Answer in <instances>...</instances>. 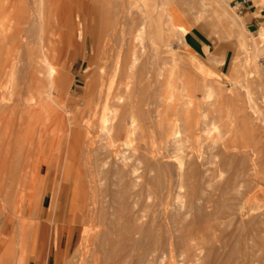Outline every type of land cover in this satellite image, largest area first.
Listing matches in <instances>:
<instances>
[{"label":"rangeland","instance_id":"374dc122","mask_svg":"<svg viewBox=\"0 0 264 264\" xmlns=\"http://www.w3.org/2000/svg\"><path fill=\"white\" fill-rule=\"evenodd\" d=\"M104 1H107V0H104ZM104 1L101 0V3H100V0H98L99 3L98 2L96 3L95 0L89 2L90 4L88 8L87 7L85 8V10L86 9L88 10H86L84 15L83 13H81V16L86 17L87 24L84 26V32H82L81 37L76 36L74 33V28H72L71 38H70L72 42L71 48L68 47V41L66 40L67 30H64L63 35L65 36L63 38V42L61 44L58 42L55 46L56 48H55L54 53L55 54L57 53L55 56L57 59L54 60L55 61L54 63L62 74V81L63 79H65V82L63 81L62 84L64 83L67 84V85L64 84L65 86L63 85L66 91L64 92L63 90V93H65L64 94L65 96L63 97L64 99L67 97L65 100L67 103H68L69 98H73L75 101L78 100L77 102L79 103V106L77 108L72 107L70 105L68 106V109L71 112V115L75 114L77 111H80L84 113L83 115L81 114L80 116L84 117L85 115L86 120L90 118V116H92V114H90L88 111H89V108L95 110L96 109L95 104L92 106H86L84 103V99H83L85 96V88L87 86V82L90 80V78L95 79L98 77L96 67L99 64H103L104 67H106L105 69L107 70V72L105 74V79H106L105 81L107 82L108 81L107 77L110 78L112 75V72H111L112 70L110 69L113 68L111 67L113 65L111 64L108 65V63L111 62V59L113 61L116 58L115 62H117V59L120 60L119 58L116 57V55L118 56V54H120V52H117V51L123 50V48H125V51L124 50L123 52L121 51L122 52L121 55L123 56L126 55L124 56L126 58H124L121 55L120 56L122 58L118 56L121 58L122 61L120 62L121 69L117 74L116 80L118 81L124 78L123 82L125 83L129 82L130 80L131 81L142 80V79L144 80V78L146 80V77L149 78V76L151 77V75L152 76L157 75L155 74L156 68H158V70L162 68L163 70L161 69V71L163 72V74H165V76L163 77H165L167 79V82H169L167 88L168 89L172 88V91L169 90V94L170 93L172 94L174 91L175 98L177 97L178 99V97L180 96L179 100L181 101V102H179V100L174 101L175 98L173 97L174 98L173 99L169 96L171 100L169 102V98H168L167 103L168 104L170 103L172 105H174L176 102H179L181 104L185 103L184 110L188 112H190L189 110H191V112L193 113L192 114L190 112L191 115H194L193 117L197 118L195 120L198 121V124L200 125L199 135H200L201 143H202L200 153L198 154L199 157H197L196 160H193V162L196 163L199 170L202 172L201 177L204 179L199 177L200 180L198 179V183L197 182L195 184L193 183V186H192V182L190 183L191 184L190 185L189 183L188 184L185 183L186 181L185 182L183 181L184 178L181 177V175L178 173L179 170L176 169V173H175V168H177L175 166H178L179 164L177 161H174L172 159L164 160V164L166 166L172 167L174 165L172 167L174 169V178L172 182L167 184L166 189L162 191L163 194L161 193L160 187L156 188V186H159L158 184H161V182L159 183L156 180V178L154 179V175H152L153 177L152 176L150 177L154 179L155 182L153 180L151 181H153L155 184L158 183L156 186L154 185L155 188L151 185H148V182L150 181L149 176L143 173V170L139 172L140 180L138 179V184L136 186L137 188L134 189L136 194H139V196L136 199V201L139 200L138 205L136 206V204H134L135 199H133L132 204H134L135 206L131 208L135 207L134 208L135 211L134 209L132 212H131L132 209H124V211L122 209L121 210L122 212H125L124 214H126L127 212V215L130 212L131 213L136 212L135 216L136 214H139V215L141 214L140 216L139 215L137 216H139L140 218L142 217L141 220H139L138 222V225L140 223V226L142 227H145L147 225L149 226L150 225L149 218L157 216V218L159 219L157 220V218L156 217L155 218L157 222L160 224V226L158 227H162V229L157 228L158 231L156 232H158L159 234H162L161 238H163L164 235L165 236L163 239L164 242H162L163 245L162 244L154 245V247L157 248L156 251L158 249L160 251H157L156 253H153L151 255H147L145 261L143 262L140 261V257H139L140 252H141L139 251L140 249H138L137 251H132L131 253H129L130 255L127 254L125 264H264V234H263L264 232V226H263L264 225V183L263 184L257 183L255 176H254L256 174L254 169L253 170L249 169L250 166L252 168H255L254 166H257V167L259 166L261 168H264V158L260 160L253 156L255 161L253 160V158H251L252 162L250 160V157H252L253 151L257 150V147L260 144L262 143L264 144V139H263L264 137V45L263 44L264 43L262 44L260 43L261 41H259L260 33L258 34L249 33L248 30H246L243 27V24L242 26H240V29L236 31L232 30L227 25L226 23L227 20H235L238 22L243 21L241 18H239L238 9L235 8L234 4L231 3L232 0H166L169 2L178 3L181 9L183 10V12L185 13L186 17L192 23L196 24L195 29L197 31L199 30L203 34L204 38L207 39V43L212 46L211 50L205 49V52L208 57L216 55L220 59V61H214V62L210 61L212 64L218 65L217 69H218V73H220V75H218L215 71L207 68L205 65H203V63L197 60L196 58L197 55L192 50L191 38L185 35V39L182 40L183 36L177 30L174 20L172 19V17H170L168 14L162 11V9L160 8L158 4V0H143V1L142 0H133V1L132 0H108L109 2L107 1L105 2V4H104ZM38 2L39 0H0V46L5 45L4 44V40H5L4 38H5V32H6L5 29L9 25L7 21V17L9 16V14H11L10 7L15 5L17 6L18 10H25L26 12H29L37 6ZM133 2L134 3L136 2L137 7H135L136 5ZM83 3L87 4L88 1L85 0ZM102 4H104L105 7ZM109 4H111L112 7L109 8ZM92 7L95 8V10H97L96 8L99 9L98 12L94 11V14L98 16L101 22V25L102 26L105 25L104 27L106 28V29L103 28L104 36H103L102 44H104L105 40L106 42L108 40L107 42L108 45L106 48H105L106 42H105V46L102 44L100 46V61L99 60L95 61L96 66H94L95 64L93 65L94 61H92V52L94 49L93 48L94 43H93V40L91 39V32L93 29V22H94V17H95V15L93 16V13H91ZM222 8H225L227 10V15L225 17H221L220 15L221 13L219 12V10ZM110 10H111V13H110ZM102 13L104 14L102 15ZM13 18L15 20H17L18 18L15 13H14ZM101 18L102 19L105 18V20L103 21L101 20ZM112 21L113 22L115 21L114 24ZM13 25H14L13 30H16L17 22H14ZM142 26H145V29H146L147 38L145 35V38H146L145 43L141 44L139 42H136V44L139 43L138 46L136 44L133 45V43L135 42V36L137 35V32L142 28ZM118 29L120 30L119 31L120 33L117 32ZM106 31L108 34H105ZM113 31L114 33H112ZM121 32L123 35L124 34L126 35L123 36ZM128 34H131V35H128ZM109 38H111V40ZM124 38L125 40H123ZM126 41H128L127 42L128 44L126 43ZM110 43L113 45L111 46ZM121 44H123V46L125 45V47H123ZM130 45H131V49H130ZM134 49H135L134 52L137 53L140 58H142V61L139 58V62L137 63V68H134V70H131L130 68L128 72L130 75L129 76L127 73L128 68H126V64L127 65L132 64L133 61H132L131 56L132 54H134L133 53ZM105 50L107 51V53L109 51L110 52L105 55L106 53ZM111 50L113 52H111ZM124 52H126V54H124ZM109 55L111 58L109 57ZM113 55L115 57L114 59H113ZM105 56L106 58H104ZM101 57L104 59V61L106 60L104 63ZM108 58H110V61L107 60ZM115 62L113 61L111 63H115ZM141 65L144 68V71H142V73L145 72L144 73L145 77L141 76L140 78L139 77L140 75L138 74L141 72L139 69ZM129 66L131 67V65ZM164 69L165 70L168 69V73H169V70L170 71L172 70L175 73L172 74L170 72L169 74L171 75H169L167 72H164L165 71ZM108 72H111L110 75L108 74ZM134 72L136 74L138 73L137 74L138 76H136ZM151 72H153V74H151ZM120 73H121V76L123 73L127 75L125 76L123 74V76L121 77L119 76ZM132 74H134L133 75L134 77L132 76ZM173 75H174L175 82L174 80H172L173 78L169 80V78H171V76L173 77ZM162 80H164V78ZM170 81L174 83H171ZM175 86H176V91L178 90V92H175V90H173ZM184 87H187V89H185ZM208 92L209 93L213 92L211 93L212 96ZM176 93L179 94V96ZM207 93H208V96H206ZM209 95L211 96V98H208ZM205 96L207 97V99L205 98ZM181 98L182 99L185 98V99L182 100ZM187 100L189 101L191 100L190 103ZM179 103H177L176 105H178ZM250 104L253 105L250 107H255V108L253 109L250 108L249 110L248 107ZM86 107L88 108L87 111H86ZM242 108L243 110L245 109L246 113L248 114V117H247L248 119L246 120L242 119V116H243ZM160 109H161L160 111H162V108ZM251 109L252 110L256 109V112L252 111ZM111 111L112 112L114 111L115 114L114 113L111 114L112 113ZM111 111L105 112L106 115L111 114L110 116L111 119H110L109 124L110 125L112 124V125L110 127H112L116 121V119L114 121L116 112L115 110H111ZM251 111L254 112V114ZM100 112H103V110L101 111V108L98 107V113ZM249 112L252 115V117L249 116ZM112 115L114 118L112 117ZM98 118L99 117H96L95 119L98 120ZM112 120L114 122L111 123ZM247 120L248 121L250 120V122H252L253 120L257 124L249 123L247 124L248 125L247 127L246 124L244 125L245 122L248 123ZM129 121L130 120L128 119L127 123H129ZM252 124H254V126L258 125L257 127L258 129H255L256 126L255 128H253L254 126L252 127ZM127 127H129V124L127 125ZM144 129H146L145 133L147 136L145 135V137H147V139L145 137L141 138V140L134 138L133 143H132L133 149H129V147H127V149L122 148V151H123L122 154L124 155L127 154L128 156L127 155L125 156L130 158L133 163L136 162L139 158V154L135 152V148L137 149L138 147H145L146 145L155 146L154 143H158L157 141L159 140L158 139L156 141L157 135L159 136L158 133L160 132L158 128L156 129L155 127L151 128V126L148 125ZM108 139L109 138L106 135L99 136V134H96L94 137V140L96 141L95 148H97L100 145L101 147L99 148L103 149L105 145H108L107 143H109L110 141ZM223 140L227 142L228 145L231 144L232 146L234 144L232 146V149H230L231 151H229V153L225 154L224 152V145L226 143ZM7 141L11 142V140L8 139V135L6 134L4 129H1L0 130V145L6 144ZM261 141L262 143H260ZM15 143H16V139L13 142V146L11 147L12 148L11 150H13L16 147ZM244 144L245 146H248V147L250 145L253 148H255V146L258 145L256 149H253L252 147L250 148L251 150H253L252 153L247 152L248 150L251 151L249 148L246 151V153H248L247 158H249L247 160L248 161L250 160L249 162L248 161L247 162L248 163L251 162L250 164L245 162L247 163L246 166L250 165L248 168L245 167V163L244 161H242V159L244 160V158L242 159L240 158L241 161L239 158H237V157H242V155L244 154L243 153L244 150L247 149V148H244L245 147L243 146ZM190 145H191L190 143H185L183 148H185V146L190 147ZM52 146H53L52 143L49 144L44 154L41 153L43 151L41 150L42 147L38 146L40 147V150H38L37 149L38 147H36V149L40 152L35 150L36 154L34 153V158L38 157V159L40 160V161L38 160L39 167L37 171L35 172V174L31 173L33 177L30 176V179L32 178L31 179L32 181L28 178V181L30 182L28 183L27 181L25 185V190H24L25 193H28L33 188L36 189V198L28 212V216H29L28 222L32 223V228L30 227L31 224L30 225L26 224L22 227L20 224L17 223L18 222L17 217L12 215L10 210L8 212V208H6L5 202L2 200L3 198L5 199L6 197L7 189L2 188V193L5 192V194H2V196H0V197L4 196L3 198L0 199V241L2 243L0 247V259H2L6 255H9L10 258L5 257L7 259L8 264H34V260L32 259L31 253H30V245H31L32 233H33L35 220L40 218L39 216H37L38 207H39L40 202L45 203L46 207H48V206H51L52 204H55L60 199H62V202L64 203H67L70 199H72V211L75 216V207H74V200H73L74 195H75V193H73L74 184L73 186L69 184L66 178V174L64 173V170L60 169L63 162L65 161L63 159V156H61V154L63 153V150L67 149V146L64 141L62 142V144L56 145L57 147L53 146L52 148ZM234 146H236V149ZM106 147L103 150L102 149L99 150V148H97V150H99L97 151L98 152L97 154H99V158L100 157L102 158L104 157L103 159L106 158V153L108 152V151L105 152V150H108ZM241 147H243L244 150ZM3 148L6 149V147H3ZM169 149L170 150H167V151H169L170 156H173V152H174L172 151L173 149L172 148H169ZM219 149L222 151L220 152ZM232 150L233 151L238 150V152L237 151L234 152L233 157L236 156V153L238 154V156L234 157V159H232L233 158ZM217 151L218 153L221 154V156L220 154L217 153ZM240 151H243L242 152L243 154H241ZM39 153L40 155H38ZM162 153H166L165 150H162ZM167 155H168V152H167ZM222 157L223 158L225 157V158L223 159ZM102 158L100 159L103 160ZM235 158L238 160H236ZM61 159H62V162H61ZM188 159L186 158L184 160L186 164L189 161L193 163L192 159L191 160L189 159V161ZM1 160H4V158H1ZM234 160H236L235 161L236 163L234 162ZM82 165L83 163H80V166ZM244 167L249 169V171L247 169L245 171ZM237 170L241 171L240 176L237 178L239 181L236 179V181L239 182V183L237 182L238 184L236 183L235 179H233L235 178V176L233 175L235 174ZM141 174L143 176L145 174V176L141 178L142 177ZM62 177L63 179H61ZM81 179L83 181L85 180L84 182L86 183L85 185H88L87 184L88 180L84 174ZM147 179L149 181H147ZM62 180L66 182V187L63 189L61 187L62 182H63ZM231 180L233 181V184ZM226 181L228 184L231 182L230 184L232 185L235 184V186L236 185L237 186L239 185V186L229 188V186H226L228 185ZM182 182H184L185 185ZM250 182H253V183L250 184ZM31 183L32 185H30ZM199 183L201 184L198 185ZM100 186L102 187H98L96 190H94L95 199L92 198V195L90 192L88 193V191L90 190H87L88 195L87 194L85 195L83 203H82L83 206H85L84 210H82V213L86 221L81 224V226L83 227L80 226L74 232L72 247L70 250H68L66 258L62 259L58 264H67V262L68 264H73L72 263L73 259H74V264H79V263L80 264H86V263L87 264H91V263L98 264L97 262L98 258H99V264L102 263L104 259L107 260L106 262H108V264L111 262V261L110 262L108 261L109 259L111 260V256H112L111 250L115 252L117 245L120 242V235H119L120 232L117 231L119 227L116 228L115 225L117 226L118 224L121 225V223H123L121 222L120 218L115 219L114 218L115 216L114 217L112 216L117 215V217H120L122 212L120 213L119 211L121 206L118 205L117 203L118 201L116 200L117 198L114 196V193H113V190L115 189H113L111 185L107 186L106 183ZM243 186H244V189H243ZM29 187L31 188V190ZM227 187L229 188V191ZM26 188L29 191H26L27 190ZM78 188H79V192H81L80 191L81 186H78ZM102 188L108 192L107 194L108 196L107 195L105 196V197H108L106 201L103 199L104 197H102L104 195L100 194L103 190ZM224 189L226 191H223ZM231 189H233V191ZM104 190L102 193H104ZM193 192L195 193V195ZM109 195H112L116 199L113 198L112 196L109 197ZM109 198H113V200L115 199L116 202L113 200H111V202L113 201V204L115 203L117 206L110 203ZM133 198H136L135 195ZM157 198H159V200L164 201L162 203L163 206L161 207L157 206V204L159 203ZM190 199L192 201L191 203H190ZM87 200L89 201L86 202ZM103 200L105 202H103ZM91 202L92 204H90ZM90 206H91V209H90ZM158 207H160V209ZM85 208H88V209H85ZM93 211H94L93 215L96 216V213H97V216H98V217L97 216L94 217V219L96 218L95 221L98 220L96 221V223H93L92 221L94 220L92 217ZM116 212L118 213L115 214ZM9 214H11V218L14 221L12 225L9 224L6 219V216H9ZM159 214L160 215L162 214V215L160 216ZM18 215H21V214H18ZM160 218L162 219L160 220ZM87 219L90 221V224H89L90 227L88 226L89 222ZM102 219L103 220L105 219V221H103ZM113 220H117V222L114 221L115 223H113ZM119 220H120V223H119ZM143 221L144 223L146 222V225L144 224V226L142 225ZM15 224H18V225H15ZM124 224H126L125 226L127 227L128 225H130L129 223H125V222ZM15 226H17L18 229ZM192 226L195 228H193ZM190 228L192 229L190 230ZM159 230L160 231L162 230V232H160ZM89 232H90V235H89ZM97 233L101 235V236L99 235L100 236L99 238L97 236L98 235ZM102 233H104L103 235L107 234L106 235L107 238L103 236ZM202 233L204 234L202 235ZM14 234L16 235L18 234L17 235L18 237L16 238L17 243H15V245L13 246L15 249L13 247L8 248L12 241V238L14 237ZM83 234L85 236H83ZM86 234H88L87 235L88 237L86 236ZM91 234L95 236L92 235L93 236L92 237ZM180 235H181V238H184V237L188 238L190 247L187 246V248H183L186 246L183 245V243L181 244V238H179ZM46 236H47L46 237L47 239L48 234ZM166 236L169 237V240H167V238L165 239ZM19 237H21L22 239ZM89 237H90V240H89ZM96 237L98 239L102 238L104 239L105 242L106 241L107 242L103 243L101 239L99 241ZM176 237H178V240H180V243H178V244H181L180 246L176 245L177 243L175 241L177 240ZM96 239H97V242L99 243L95 242ZM134 239L141 240V237L140 235L136 234L134 236ZM206 239H207V242H206ZM109 240H111L113 243L110 244L109 242L111 241ZM165 240L167 241V243L168 242L171 243L172 246L171 247L165 246V242H166ZM173 240H174V243H173ZM87 241H90V243ZM145 242H147L148 245L153 244V242L152 241L150 242V240L149 242L148 241H145ZM95 245L96 247H94ZM88 247L90 249L92 248V250H90ZM165 247H167L168 249ZM2 248L4 250L6 248V251L3 250V252H1ZM95 248L97 249L96 252H95L96 250ZM93 249L95 250L93 251ZM107 249H108V253H107ZM8 250L12 251V253L9 254ZM6 252L8 254H6ZM94 252L95 254L100 253L99 255L96 254L97 256L103 255L104 253L106 257L105 255L102 256L103 258L101 256L97 257L94 254ZM76 254H79V255L77 256V258H74ZM85 257H87V259ZM90 257H92V260L95 259L94 260L95 263H93L92 260H88V259H91ZM81 258H84L82 259L83 262L81 261ZM84 260L86 261V263L84 262ZM100 260H102V262H100ZM89 261H92V262H89ZM102 264H105V261Z\"/></svg>","mask_w":264,"mask_h":264},{"label":"bare ground","instance_id":"6f19581e","mask_svg":"<svg viewBox=\"0 0 264 264\" xmlns=\"http://www.w3.org/2000/svg\"><path fill=\"white\" fill-rule=\"evenodd\" d=\"M84 1L85 0H39V2L37 3V6L29 12H26L25 10H18L17 6L13 5L10 7V13L11 14H9V16L7 17V21H8L9 25L5 29L6 30L5 38H4L5 39L4 40L5 45L0 46V130L4 129V131L8 135V139H10L11 142L7 141L6 144H4L5 146L0 145V160H1V158H4V160H1L2 162L0 161L1 162L0 163V194H1L0 196H2V194H5V192L2 193V188L7 189L5 199L3 198L4 196L0 197V199L3 198L2 200L5 202L6 208H8V212L10 210L11 214L17 217L18 220L17 219H15V220H17L18 221L17 223L20 224L22 227L26 224L27 225L31 224L30 227L32 228V223L28 222L29 221L28 212H29L31 205L33 204V202L36 198V189L33 188L31 190V188L29 187L31 190V191H29L26 188L27 189L26 191H29L28 193H25L24 190H25V185H26V182L28 181V178L30 179V176H32L31 173L35 174V172L37 171V169L39 167V161L40 160L38 159V157L34 158V153L36 152L35 150H37V149L40 150V147H42L41 150H43V151L41 153L44 154L47 146L51 143L53 146H56L58 144L60 145V144H62L63 141L66 143L67 149L65 147L66 150H63V153L61 154V156H63V159L65 161L63 160L64 162H63L62 166L60 167V169L64 170V173L66 174V178H67V181L69 182V184H71L72 186L74 184V186H73V193H75L74 199H73L74 200V207H75L74 218H75V221L79 224H82L86 221V219L82 213V210H84L85 206H83L82 203H83L85 195L87 194V190H90V191H88V193L90 192L92 195V198L95 199L94 190H96L98 187H102L100 185H104L105 183L107 186L111 185L112 188L115 189V190H113V193L117 199L115 197H113L112 195H109V197L112 196L113 198H115L118 201L117 202L118 205L121 206V208L119 210L120 213L122 212V210L124 211V209H132L131 210V212H132L135 207L134 208H131V207L135 206L134 204H136V206H137L138 201H139V200L136 201L139 194H136L134 189L137 188L136 186L138 184V179L140 180V175H139L140 173L139 172L141 170H143V173H145L150 178V181L147 179V181H149L148 185H151L155 188V186L158 184V183H156V184L154 183L155 178L159 183L161 182V184H158L159 186H156V188L160 187L161 193L163 194L162 191H164V189H166L167 184L172 182L173 178H174V169L172 168L174 165L172 164L173 166L172 167L170 166L171 167L170 168L164 164V160L172 159V160L178 162L179 167L175 166V167H177V168H175V173H176V169L179 170V172L178 171L177 172L181 175V177L184 178L183 181L184 182L186 181L185 183H187V184L188 183L190 184L192 182V186H193V183L194 184L196 182L198 183V179H199V177H201L202 172L199 170L196 163L193 162V160H196V158L199 157L198 154L200 153V149H201V145H202L201 138L199 135V131H200L199 126L200 125L198 124V121L195 120L197 118H194L193 117L194 115H191V113H192L191 110H189L191 113L184 110L185 109L184 108L185 103H183L184 101L182 102L183 104L179 103V102H181L179 100L180 99L179 94L176 93L179 96L178 99H177V97L175 98L174 91L172 94L170 93L171 95L169 94V90L172 91V88H169V89L167 88L169 82H167V79L165 77H163V76H165V74H163V72L161 71L162 68L160 70H158V68H156L155 74H157V75L156 76L151 75V77L149 76V78L146 77V80L144 78V80L143 79L142 80H134V81L130 80L129 82L125 83V82H123L124 78H122V79L118 80L119 81V83H118L116 78H117L118 72L121 69L120 68V66H121L120 62L122 61L121 56H123V55H121V53L123 52V50L125 51V48H123V50L117 51V52H120V54L117 53L118 56L121 55L120 56L121 58L116 55V57L120 59V60L117 59V62H115L116 58L113 55V59L115 58L113 61L115 63H111V62H113L112 59H111V62H109L110 58H111L109 55L110 58L107 59V60H109L108 65H110V64L113 65V66H111L113 68L110 69V70H112L111 71L112 75L110 78L107 77V79H108L107 82L105 81L106 80L105 74H106L107 70L105 69L106 67H104L103 64H99L96 67L98 77L95 79L90 78V80L87 82V86L85 88V96L83 99H84V103L86 106H92L95 104L96 109L94 110V109L89 108V111H88L90 114H92V116H90V118L87 117L88 119L86 120L85 115H84V117L80 116L81 114L82 115L84 114L83 112H80V111H77L75 114L71 115V112L69 111L68 106L70 105L72 107L77 108L79 106V103L77 102L78 100L75 101L73 98H69L68 103H67L65 101L67 97L65 99L63 97V96H65L64 95L65 93H63V90H64V92H66L65 88H64V86H65L64 84H66V83L62 84L63 81L65 82V79H63V81H62V74L58 70V68L56 67V65L54 63L55 62L54 60L57 59L55 57L57 53L55 54L54 51L56 48L55 47L56 44L58 42L60 44L63 42V38L65 36V35H63L64 30H67L66 40L68 41V47H70V48L72 47V42L70 39L72 28H74V33L78 37H81L82 32H84V26L87 24L86 23L87 20H86V17L81 16V13H83V15L85 14L86 10H88V9L85 10V8L86 7L88 8V6L90 4L89 2H91L93 0H87L88 1L87 4L83 3ZM107 1H104V4ZM95 2L97 3L98 0H95ZM100 3H101V0H100ZM104 4H102V5L104 6ZM134 4L136 5V2ZM110 5L111 4H109V8L112 7V5L111 6ZM103 6H101V7H103ZM90 7H91V5H90ZM135 7H137V5ZM96 9L97 10H95V8L92 7L91 13H93V16L95 15L94 11H97V12L99 11L98 8H96ZM103 10H104V8H103ZM103 10H101V11H103ZM14 13L18 17L17 20H15L13 18ZM110 13H111V10H110ZM103 14L104 13H102V15ZM102 18H103V16H102ZM102 18H101V20L104 21L105 18L104 19H102ZM14 22H17V25H16L17 29L16 30H13ZM105 22H104V24H105ZM114 22H113V24H114ZM133 23H135V22H133ZM104 26L101 25V22H100L98 16L95 15L94 22H93V29L91 32V39L93 40V43H94V45H93L94 49L92 52V61H94L93 65L95 64L94 66H96V63H95L96 60L100 61V46L103 42V36H104L103 28H105ZM114 31L112 33H114ZM119 31L120 30L118 29L117 32L120 33ZM105 34H108L107 31L105 32ZM115 34H116V32H115ZM121 34H122V32H121ZM121 34H119V35H121ZM131 34H128V35H131ZM135 34H136V32H135ZM171 34H173V33H171ZM180 34L182 35V33H180ZM124 35H126V34H124ZM145 35H146V29H145V26H142V28L137 32V35L135 36V42L133 43V45H135L136 42L144 44L145 40L147 38V35H146V38H145ZM259 35H260V37L258 36L259 41H261L260 43L263 44L264 43V30L261 31ZM104 38H106V37H104ZM132 38H134V37H132ZM109 39L111 40V38H109ZM112 40H114V39H112ZM123 40H125V38ZM182 40H183V38H182ZM105 42H106V40H105ZM105 42L102 45L105 46ZM107 42H108V40H107ZM107 42H106L105 48L108 45ZM127 42L128 41H126V43ZM139 43H137L136 45L138 46ZM123 44H121V45L123 46ZM110 45L112 46L113 44L110 43ZM110 45H109V47H110ZM119 46H120V44H119ZM123 47H125V45ZM139 47H140V45H139ZM109 49H111V48H109ZM130 49H131V45H130ZM114 50H116V49H114ZM134 51H135V49L133 50L134 54H132V56H131L132 61H133L132 64H128V65L126 64V68H128L127 73L129 72L130 68H131V70H134V68H137V63L139 62L140 57ZM111 52H113V51L111 50ZM108 53L106 51L105 55ZM64 54H65V52H64ZM124 54H126V52H124ZM124 56H126V55H124ZM104 58H106V56ZM124 58H126V57H124ZM140 59L142 61V58H140ZM102 61L104 63L106 60L104 61V59H103ZM125 61H124V63H125ZM129 65H131V67ZM248 66H249V64H248ZM139 69L141 71L139 74L137 73L138 75H140L139 77L140 78H141V76L145 77L144 76L145 72L142 73V71H144L143 66L141 65L139 67ZM157 70H158V72L159 71H161V72L158 73ZM166 70L164 72L168 73V69H166ZM111 72H108V74L110 75ZM123 72H124V70H123ZM153 72H154V70H153ZM153 72H151V74H153ZM170 72L172 74L175 73L172 70L171 71L169 70V73ZM121 73L119 76H121ZM123 74L125 76L127 75L125 73H123ZM123 74H122V76H123ZM134 74L136 76H138L135 72H134ZM134 74H132V76ZM128 75H129V73H128ZM169 75H171V74H169ZM169 75H168V77H169ZM174 75H176V74H174ZM174 75H173V77L171 76V78H169V80L172 78H173L172 80H174ZM248 75H249V73H248ZM160 77H162V78H160ZM163 78H164V80H162ZM174 82H175V80H174ZM174 82H171V83H174ZM174 85H176V84H174ZM170 86H171V84H170ZM184 88L187 89V87H184ZM167 89H168V91H167ZM173 90H175V92H178V90L176 91V86ZM195 90H196V88H195ZM208 93L206 96H208ZM211 93H213V92H211ZM211 93H209V94H211ZM182 94H184V93H182ZM169 96L171 98L174 97L175 98V99L173 98L174 101L179 100V102H176V103L174 102L175 103L174 105H172L170 103L168 104L167 100H168ZM206 96H205V98L207 99ZM211 96H212V94H211ZM211 96L209 95L208 98H211ZM171 98H169V102H170ZM185 98H183V99L181 98V99L184 100ZM64 101L66 102V104ZM187 101H189V100H187ZM190 101H189V103H190ZM177 103H179V104L176 105ZM250 106H253V105H251V104L249 105V107H248L249 110H250V108H252V109L255 108V107H250ZM98 107H100L101 111L103 110V112L98 113ZM160 108H162V111H160L161 110ZM243 108H242V110H243ZM79 109H80V107H79ZM87 109L88 108L86 107V111H87ZM110 109L115 110V112H116L115 118L112 115V117L114 118V121L116 119V121L114 123L115 125L113 124L114 127L113 126L110 127L112 124L111 125L109 124L110 119H111L110 116H111V114L114 113V111L112 112ZM108 110L112 112L110 115L108 113H107L108 115H106V113H105L106 111L109 112ZM252 111L256 112V109L252 110ZM242 113H243L242 119H245V120L248 119L247 118L248 114L246 113L245 109L242 111ZM252 113L254 114V112H252ZM249 116L252 117L250 112H249ZM96 117H99L98 120L95 119ZM128 119L130 120L129 123H127ZM253 120H252V122H250V120L249 121L247 120L248 123L245 122L244 125L245 124L247 125L249 123L250 124L255 123ZM256 120H257V118H256ZM114 121L112 120L111 123ZM243 122H244V120H243ZM128 124H129V127H127ZM255 124H257V123H255ZM148 125H150L151 128L155 127V129L158 128V130H160V132L158 133L159 136L157 135V139L155 138L156 141L159 139L157 141L158 143H154L156 147L154 145L153 146L146 145L145 147H138L137 149L135 148V152H137L139 154V158L137 161L135 160L136 162L133 163L130 158L125 156L127 154H125V155L122 154L123 153L122 148L127 149V147H129V149H133V147H132L133 139L136 138L138 140H141V138L145 137V135H146L145 130L146 129H144V128ZM253 126H254V124H252V127ZM255 126H256V128H255ZM255 126L253 128L258 129L257 128L258 125H255ZM247 127H248V125H247ZM249 128H250V126H249ZM96 134H99V136L106 135L109 138L108 140H110L109 143H107L108 145H105V147L107 146L106 148L108 149V150H105V152L108 151L106 153V158L103 159L104 157L103 158L100 157L103 160H101L99 158V154H97L98 153L97 151L102 149V148H99L101 146L99 145L97 147V148H99V150H97V148H95L96 147L95 146L96 141L94 140V137ZM156 134H157V132H156ZM155 137H156V135H155ZM201 137H202V135H201ZM145 138L147 139V137H145ZM15 139H16V143H15L16 147L14 148L15 150L14 149L11 150L12 149L11 147L13 146V142ZM263 139H264V137H263ZM105 141H107V140H105ZM9 142H10V144H9ZM185 143H190L191 144L190 147L187 146L188 147L187 148L185 146V148H187V149L183 148ZM225 143H224L225 144L224 145V152L226 154V153H229V151H231L230 149H232V146L234 144L231 146V144L228 145L227 142H225ZM260 143H262V141ZM245 144L243 146H245ZM260 145H259L260 147L258 145H256V146L254 145L255 148H253L250 145H249V147L245 146L244 148H247L245 150L243 147H241L244 150V152L240 151V153L241 154L244 153V154L242 155V157H237V158H239V159L244 158V160L242 159V161H244V163L247 162L248 161L247 159H249V158H247L248 153L249 152L252 153V151H253L250 148L252 147L253 149H256V147L258 146L257 150L253 151L254 154L252 153V157H250L251 155L249 156L250 160H251V158H253V156L260 159V160L263 159L264 158L263 157L264 156V144L262 143ZM38 146H40V147H38ZM53 146H52V148H53ZM3 147H6V149H4ZM36 147H38V148L36 149ZM234 147L236 149V146H234ZM169 148L173 149L172 150V151H174L173 156H170L169 151H167V150H170ZM248 148L251 151H249ZM162 150H165L166 153H162ZM221 151L222 150H220V152ZM235 151L238 152V150H234L232 157H233ZM246 151L248 153H246ZM38 152H40V151H38ZM167 152H168V155H167ZM217 153H218V151H217ZM42 154H41V156H42ZM218 154H220V153H218ZM38 155H40V153ZM220 156H221V154H220ZM223 156H225V155H223ZM236 156H238L237 153H236ZM236 156H234V157H236ZM234 157L232 159H234ZM186 158L187 159L189 158L190 160L192 159L193 163H191V161H189V159H188V161H189L188 163H190V164H188V163L186 164V162H184V160ZM241 159H240V161H241ZM236 160H238V159H236ZM236 160H234V162ZM253 160H254V158H253ZM61 162H62V159H61ZM220 162H221V160H220ZM225 162H227V161H225ZM251 162H252V160H251ZM80 163H83V165L80 166ZM247 163H245V167L248 168L250 165L246 166ZM250 163H248V164H250ZM254 167L255 168H252L250 166L249 169L250 170L254 169L256 174L254 175V173H253V175L255 176L257 183L263 184L264 183V168H261L259 166L258 167L254 166ZM247 168H245L244 170L246 171ZM249 169H247V170L249 171ZM243 173H245V172H243ZM83 174L86 176V178L88 180L87 181L88 185H85L86 184V183H84L85 180L83 181L81 179L83 177ZM145 174H144V176H145ZM240 174H241V171L237 170L235 172V174L233 175V176H235V178H233V179H235V181H236V179L240 176ZM110 175H111V177H110ZM152 175H154V179H152L150 177ZM144 176L142 175L141 178H143ZM61 179H63V177ZM202 179H204V178H202ZM81 180L83 181V183ZM151 180H153L154 182ZM33 181H34V179H33ZM238 181H236V183ZM29 182L30 181H28V183ZM184 182H182V183L184 184ZM231 182L233 184L232 180H231ZM226 183H227V181H226ZM226 183H225V185H226ZM230 183L229 184L227 183L228 185H226V186H229V188L230 187L233 188V187L237 186V185L235 186V184L232 185ZM251 183H253V182H250V184ZM200 184L201 183H199L198 185H200ZM27 185H29V184H27ZM30 185H32V183ZM78 186H81V190H80L81 192H79ZM229 188H228V191H229ZM99 189H101V188H99ZM142 189H144V188H142ZM243 189H244V186H243ZM103 190H102V192H103ZM231 190L233 191V189H231ZM223 191H226V190L224 189ZM102 192L101 193L99 192V193L101 195L102 194L104 195L102 197H104L103 199L106 201L108 197H105V196L108 194V192L106 190H104V193H102ZM157 193H159V192H157ZM192 194H190V195H192ZM198 194H199V192H198ZM134 195L136 198H133ZM194 195H195V193H194ZM88 198H89V196H88ZM113 198H109L110 203H112V204H113V201H115V199L113 200ZM159 198H157V200L159 202L157 204V206L161 207V206H163L162 203L164 201L159 200ZM133 199H135L134 204H132ZM104 200H103V202H105ZM111 200H113V201L111 202ZM88 201L89 200H87L86 202H88ZM92 202L90 204H92ZM191 202L192 201L190 199V203ZM113 205H116V204L114 203ZM160 207H158V208L160 209ZM88 208H85V209H88ZM90 209H91V206H90ZM94 211L92 212L93 219H94V217L97 216V213H96V216L93 215ZM134 211H135V209H134ZM118 212H116L115 214H117ZM131 212L128 215H127V212H126V214H124L125 212H122L120 217H117V215L112 216V217L115 216L114 217L115 219L120 218L121 222H123V223H121V225L118 224L117 226L114 224L116 228L119 227V229L117 231L120 232V233L118 232L120 235V242L118 243L115 252H113V250H111L112 253L111 252L110 253L112 256H111V260L110 259L108 260L109 262L111 261L109 264H125L127 254L131 253L132 251H137L138 249H140L139 251H141L140 256H139L140 261L143 262V261H145L147 255H151L153 253H156L157 251H160L159 249L156 251L157 248H155L154 245L162 244V242H164L163 239H164L165 235L163 236V238H161L162 234H159L158 232H156V231H158L157 228L162 229V227H158V226H160V224L157 222V220L159 219V218H157V216H155L157 218V220L155 217L149 218L150 219V221H149L150 225L149 226L147 225L145 227H142V226H140V223L138 225L139 220H141V218H142V217L141 218L139 217L141 214L140 215L136 214V216H135L136 212L135 213H131ZM89 213H91V212H89ZM11 214H9V216H6V219H7V222L12 225L14 221L11 218ZM18 214H21V215H18ZM113 214H114V212H113ZM137 215H139V216H137ZM149 217H150V215H149ZM114 218H112V219H114ZM146 218H148V217H146ZM95 219L92 220L93 223H96V221H98V220L95 221ZM161 219L162 218H160V220ZM89 220H90V218H89ZM89 220H88V222H89L88 226L90 227V225H89L90 221ZM120 220H119V223H120ZM148 220H146V221H148ZM103 221H105V219ZM114 221L117 222V220H113V223H115ZM124 222L129 223L131 226L130 225H128V227L125 226L126 224H124ZM101 223H102V221H101ZM18 224H15V225H18ZM141 224H142V222H141ZM144 224L146 225V222L144 223V221H143L142 225L144 226ZM97 226H98V224H97ZM15 227L18 229L17 226H15ZM81 227H83V226H81ZM183 227H185V226H183ZM193 228H195V227H193ZM21 229H23V228H21ZM188 229H189V227H188ZM191 229L192 228H190V230ZM160 232H162V230ZM105 233H106V231H105ZM204 233H202V235ZM103 234L104 233H102V235ZM136 234L140 235L141 240H135L134 239V236ZM263 234H264V232H263ZM17 235L14 234V237L12 238V241H11L8 248L13 247L15 245V243H17L16 242V238L18 237ZM87 235L88 234H86V236ZM89 235H90V232H89ZM92 235L93 234H91V236ZM99 235L100 234L97 235L98 238L101 236V235L100 236ZM106 235H103V236L106 237ZM20 236H22V235H20ZM83 236H85V235L83 234ZM93 236H95V235H93ZM19 238H21V237H19ZM166 238H167V240H169L168 236H166L165 239ZM176 238H177V240H175V241L177 243L176 242L175 243L177 246H180L183 243V245L186 246L183 248H187V246L190 247L188 238H185V237L181 238V235H180L179 238H181V244H178V243H180V240H178V237H176ZM83 239H85V238H83ZM97 239L95 240V242H97ZM100 239L103 241V243L105 242L104 239H102V238H100ZM100 239H98V240L100 241ZM86 240H87V238H86ZM89 240H90V237H89ZM149 240H150V242L152 241L153 244L148 245V243L145 242V241L149 242ZM109 241H111V240H109ZM87 242L90 243V241H87ZM206 242H207V239H206ZM93 243H91V244H93ZM97 243H99V242H97ZM109 243L112 244L113 242L111 241ZM145 243H147V244H145ZM173 243H174V240H173ZM1 244L2 243L0 241V247H1ZM96 245L94 247H96ZM165 246L171 247L172 244L169 242L167 243V241H166ZM18 247H19V245H18ZM167 247H165V248H167ZM95 249H93V251ZM109 249H110V247H109ZM111 249H112V247H111ZM193 249H194V247H193ZM3 250L4 249L2 248L1 252H3ZM90 250H92V248ZM4 251H6V248ZM8 251H9L8 252L9 254L12 253V251H10V250H8ZM93 251H91V252H93ZM96 251H97V249L95 250V252ZM77 252H79V251H77ZM95 252H94V254H95ZM163 252H164V250H163ZM8 253L6 252V254H8ZM83 253H85V252H83ZM107 253H108V249H107ZM79 254H76L74 258H77V256ZM99 254H97V255H99ZM103 255H105V254L103 253ZM103 255H100V256L102 257ZM100 256H97V257H100ZM5 257L10 258L9 255L4 256L3 258L1 257L2 259H0V264H8L7 259ZM82 257H84V256H82ZM105 257H106V255H105ZM129 257H131V256H129ZM85 258L87 259V257H85ZM90 258L91 259H88V260H92V257H90ZM82 259H84V258H81V261H82ZM94 260L95 259L92 260L93 263H95ZM102 260H100V262H102ZM77 261H78V259H77ZM92 261H89V262H92ZM104 261H105V264L106 263L108 264V262H106L107 260L104 259ZM84 262L86 263L85 260H84ZM97 262L99 264V258H98ZM72 263L74 264V259L72 260ZM102 263H100V264H102ZM67 264H68V262H67Z\"/></svg>","mask_w":264,"mask_h":264},{"label":"crops","instance_id":"0c3cea01","mask_svg":"<svg viewBox=\"0 0 264 264\" xmlns=\"http://www.w3.org/2000/svg\"><path fill=\"white\" fill-rule=\"evenodd\" d=\"M231 3L238 9L239 18L243 20L241 22L227 20L226 23L232 30L240 29L242 24L249 33L253 34H258L264 29V0H232ZM158 4L163 12L172 17L183 39L185 35L191 38L192 50L197 55V60L220 75L218 65L210 62L220 61V59L216 55L210 57L206 55L205 49L211 50L212 46L207 43L203 34L195 29L196 24L186 17L179 4L166 0H158ZM219 12L221 17L227 15L225 8L220 9ZM61 187L62 189L66 187L65 181L62 182ZM37 216L40 218L35 220L30 245L34 264H58L66 258L73 244L74 232L81 225L75 221L72 199L67 203L60 199L48 207L40 202Z\"/></svg>","mask_w":264,"mask_h":264}]
</instances>
